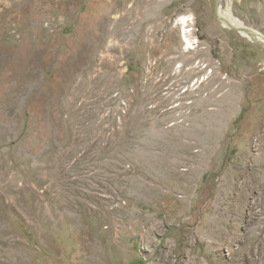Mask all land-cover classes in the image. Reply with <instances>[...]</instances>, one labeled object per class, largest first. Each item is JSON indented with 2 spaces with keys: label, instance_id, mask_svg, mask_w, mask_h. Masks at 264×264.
<instances>
[{
  "label": "rangeland",
  "instance_id": "374dc122",
  "mask_svg": "<svg viewBox=\"0 0 264 264\" xmlns=\"http://www.w3.org/2000/svg\"><path fill=\"white\" fill-rule=\"evenodd\" d=\"M216 9L0 0V264H264V46Z\"/></svg>",
  "mask_w": 264,
  "mask_h": 264
},
{
  "label": "bare ground",
  "instance_id": "6f19581e",
  "mask_svg": "<svg viewBox=\"0 0 264 264\" xmlns=\"http://www.w3.org/2000/svg\"><path fill=\"white\" fill-rule=\"evenodd\" d=\"M232 1L233 0H218L217 11L219 18H221L220 21L222 20L221 24L227 28L235 29L240 35H242L246 39L264 46V36L259 32L247 27L242 21H240V19H238L232 13Z\"/></svg>",
  "mask_w": 264,
  "mask_h": 264
},
{
  "label": "water",
  "instance_id": "95a60500",
  "mask_svg": "<svg viewBox=\"0 0 264 264\" xmlns=\"http://www.w3.org/2000/svg\"><path fill=\"white\" fill-rule=\"evenodd\" d=\"M216 13H217V9H216Z\"/></svg>",
  "mask_w": 264,
  "mask_h": 264
}]
</instances>
